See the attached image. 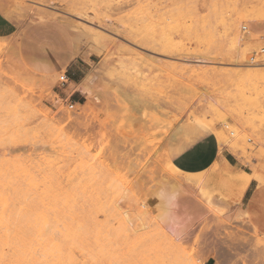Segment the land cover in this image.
<instances>
[{"label":"rangeland","instance_id":"rangeland-1","mask_svg":"<svg viewBox=\"0 0 264 264\" xmlns=\"http://www.w3.org/2000/svg\"><path fill=\"white\" fill-rule=\"evenodd\" d=\"M252 14L264 16V0H0V250L40 239L70 264H264V68L247 81L218 55L237 20L249 53L239 64L255 53L264 65V40L246 37ZM87 75L99 99L83 109L85 96L65 90ZM226 124L244 151L228 150ZM210 125L233 169L262 181L243 192L215 163L170 224L156 196L169 144Z\"/></svg>","mask_w":264,"mask_h":264},{"label":"bare ground","instance_id":"bare-ground-1","mask_svg":"<svg viewBox=\"0 0 264 264\" xmlns=\"http://www.w3.org/2000/svg\"><path fill=\"white\" fill-rule=\"evenodd\" d=\"M250 14H251V11H250ZM75 17H77V16H75ZM246 17L247 16L241 15L240 20H243ZM251 20L254 23V29H257V30L256 31H252L251 30V31H249L247 33V36H246L247 37V41H250L251 38H253L252 37V32H255L256 33V38L253 41H256L258 43V45L260 46L262 41L264 40V30H263V25H262L263 22H264V16L263 15H253L252 14L251 15ZM59 21H61V20H59ZM237 23H238L237 20H232L231 23L228 25V29H227L228 33H227V40H226L227 43H228V48L225 51L220 52L218 55L223 57V58H225L226 60H228L230 62V64H231L230 67L232 69L237 70L235 72V76L237 78H241V79H244V80L248 81L250 79L252 73L256 69L264 68V65H256V64L241 65V64H239L240 61H238V60L243 59L245 56H248L249 53L247 54V52H245V47H244L245 40H243L242 37H240L239 35L236 34V32H237ZM78 35H80V34H78ZM195 60L200 62V63H205L204 59L197 58ZM183 62H185V61H183ZM260 66H263V67H260ZM240 69H245V70L247 69V71L242 72ZM249 69H252V70L249 71ZM75 89L80 91L81 94L85 95L86 102L83 105H80V107L83 108V109L88 107L90 105V103H95L97 101V99H99L98 97L96 98L93 95V91L90 88V77L85 79V80H83L78 86H76ZM67 93L70 94L71 93V89ZM215 105L224 106L221 102L213 100V105L212 106H215ZM198 120H199L198 118L192 119L193 122H196ZM225 126H226V130L224 132L235 138V141L232 142V144L229 141L230 145H229V147H227L228 150L231 153H233V154H238L239 151H244L246 148L244 147V137L242 135L241 130H239V128L236 127V126L230 127V128H229V126L227 124ZM209 128L212 131L211 134L214 135L217 138V140H218L220 138V132H218L211 125H210ZM247 141H250V140H247ZM218 143L220 144L221 141L218 140ZM257 144H260V143H257ZM221 160H223V159H221ZM3 166H4V164H3ZM216 167H217V165L213 164V166L210 169H208L207 171H209L211 173ZM224 168L229 171L230 181L232 180V182H236L242 188L243 192H245L247 190V188L249 187V185L251 184L252 181H259V182L262 181L260 175H258L256 171L253 172V173H247V172H244V171H238V170H234L233 168H231V165H228V164H224ZM163 174H164L163 177H162L163 184L161 185L160 189L158 190V193L156 194V196H157V200L159 201L158 203H160V206L162 207L164 215L167 217L166 220L167 221L169 220L168 222H170L172 220V222H173L174 218L171 217V216H173L172 215L173 214L172 213V209L176 208L178 206V202H180V201H182L184 199L189 200L190 197H192V198L195 197L193 195V193H195L196 190H200V189H202L204 187L203 177H204L205 173H203V172L202 173H195V174H193V173H184V172L180 171L178 168H176L171 163L170 160H167L166 168L163 171ZM65 182H67V181H65ZM76 190H78V188ZM43 193L46 194V196L51 197L54 202H55V200H57L58 194L56 193V191L47 190V191H45ZM77 194L78 193H76V195ZM65 200H67V198ZM74 200H76V199H74ZM78 200H79V198H78ZM0 202H1L0 204H1L2 208H4V206L7 203V199L1 194H0ZM64 202H65V203H63L64 206L68 207L69 206V202L68 201H64ZM254 203H255V201L251 200L249 207H252ZM2 211H3V209H2ZM243 211H245V210H243ZM65 218H67V217H65ZM161 218H162V216H161ZM1 219H2V216L0 215V220ZM65 221H67V220H65ZM39 222H41L43 224L46 223V221H44L43 216H41V215L37 216L36 219H35V223L40 224ZM53 222H55V221H53ZM172 222H170V224ZM174 223H176V221ZM177 225L178 224L173 225L174 228H176ZM43 226H45V225H43ZM173 226H170L171 229H172ZM59 228H60V226H59ZM174 228L172 229L173 231L175 230ZM178 228H177V230H175V234H178L177 233L178 230H180V232H181V229H178ZM37 232L39 233V229L37 230ZM181 235L178 234V236H181ZM58 236H59V232H58ZM178 236H177V240L180 239V238H178ZM36 237H39V234ZM63 239L65 241H68V242H73L74 239H75V235L68 228L66 234L63 236ZM205 241H207V240H205ZM58 242H59V240H58ZM214 245H216V244H213V246ZM159 260H160V258L155 255V259L153 261L148 260L145 264H155V263L159 262ZM67 261H68V257H64L62 255L61 250H60V248H59V246L57 244H53V245L49 246L48 244H45V242H42L40 239H34L29 244L28 243L25 244L24 242H20L19 245L13 246V249L8 250V251L0 250V264H70Z\"/></svg>","mask_w":264,"mask_h":264},{"label":"crops","instance_id":"crops-1","mask_svg":"<svg viewBox=\"0 0 264 264\" xmlns=\"http://www.w3.org/2000/svg\"><path fill=\"white\" fill-rule=\"evenodd\" d=\"M78 72L81 71L78 70ZM89 77L91 81V75H87L81 81L71 80L65 92L67 93L71 89L70 94L78 96L77 94H81V92L75 89L76 86ZM77 98L78 100H75V104L81 105L82 99H80V97ZM200 133L201 134L198 136H193L194 139H192V137L183 143L177 145L169 144V159L176 168L184 173H200L207 171L215 163L221 166L228 164L231 165V168H233V162L237 164L236 156L225 148L221 150L214 135H207L202 131H200ZM238 171L244 170L239 169Z\"/></svg>","mask_w":264,"mask_h":264},{"label":"built area","instance_id":"built-area-1","mask_svg":"<svg viewBox=\"0 0 264 264\" xmlns=\"http://www.w3.org/2000/svg\"><path fill=\"white\" fill-rule=\"evenodd\" d=\"M241 30H242V32L246 33L247 28L245 26H243L241 28ZM259 56H264V42L262 44L261 52L259 53ZM256 59H257V55L255 53L250 54V56L248 58L249 64H255ZM67 82H68L67 76L66 75L61 76L60 81H59L60 85L64 86L65 84H67ZM73 107H74L73 104L69 105V109H72ZM248 142H250V141H248Z\"/></svg>","mask_w":264,"mask_h":264}]
</instances>
